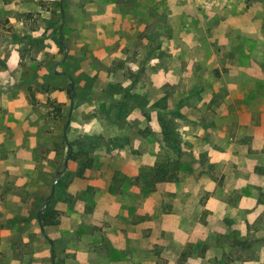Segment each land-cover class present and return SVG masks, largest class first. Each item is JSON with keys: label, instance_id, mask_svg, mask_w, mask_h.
<instances>
[{"label": "rangeland", "instance_id": "rangeland-1", "mask_svg": "<svg viewBox=\"0 0 264 264\" xmlns=\"http://www.w3.org/2000/svg\"><path fill=\"white\" fill-rule=\"evenodd\" d=\"M0 264H264V0H0Z\"/></svg>", "mask_w": 264, "mask_h": 264}, {"label": "trees", "instance_id": "trees-1", "mask_svg": "<svg viewBox=\"0 0 264 264\" xmlns=\"http://www.w3.org/2000/svg\"><path fill=\"white\" fill-rule=\"evenodd\" d=\"M73 96V95H72ZM163 135L167 143L177 152L182 150V142L178 137L175 127L171 121L163 122ZM81 167H83L81 165ZM181 164L179 162H174L173 164H164L163 166H157L154 168H150V177L154 179L156 182H168L174 181L178 178V172L182 169ZM85 168L83 167L81 171ZM151 185H153L150 182ZM53 209L47 207L46 211L41 214L42 222L45 225H48L52 220ZM38 219V216H37Z\"/></svg>", "mask_w": 264, "mask_h": 264}, {"label": "water", "instance_id": "water-1", "mask_svg": "<svg viewBox=\"0 0 264 264\" xmlns=\"http://www.w3.org/2000/svg\"><path fill=\"white\" fill-rule=\"evenodd\" d=\"M66 164H67V162H66ZM61 175V172H58L57 173V177H59ZM53 196H54V191H53V193L51 194V196H49L46 200H45V202H44V204H43V207H42V211L38 214V222H39V225H40V229H41V232L46 236V229H45V226H44V224H43V222H42V219H41V214L43 213V211L45 210V208H46V204L53 198ZM49 242L52 244V240L51 239H49Z\"/></svg>", "mask_w": 264, "mask_h": 264}]
</instances>
